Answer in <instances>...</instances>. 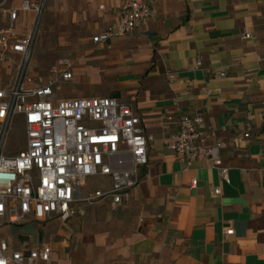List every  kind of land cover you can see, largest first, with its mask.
Segmentation results:
<instances>
[{
	"label": "crops",
	"instance_id": "crops-1",
	"mask_svg": "<svg viewBox=\"0 0 264 264\" xmlns=\"http://www.w3.org/2000/svg\"><path fill=\"white\" fill-rule=\"evenodd\" d=\"M7 1L3 8L18 11V38L31 34L38 15L20 8L37 0ZM50 1L72 9L66 19L93 36L116 21L123 2ZM146 1L152 13L139 35L106 44L108 73H119L116 98L133 106L150 138L139 185L107 226L94 230L85 253L66 250V240L55 249L42 243L51 247L52 264H264V0ZM198 113L204 147L223 144L228 181L203 157L184 172L167 149L178 118ZM30 238L19 235L16 245Z\"/></svg>",
	"mask_w": 264,
	"mask_h": 264
},
{
	"label": "built area",
	"instance_id": "built-area-1",
	"mask_svg": "<svg viewBox=\"0 0 264 264\" xmlns=\"http://www.w3.org/2000/svg\"><path fill=\"white\" fill-rule=\"evenodd\" d=\"M20 10L38 15L40 8L24 1ZM151 13L146 0H123L116 21L90 41L103 47L112 38L132 35ZM17 17L18 11L0 7V62L9 53L20 57L14 84L0 88V229L50 220L65 222L83 213L81 205L98 201L115 207L126 204L139 185V168L147 162L150 141L133 106L115 97L58 99L55 85L72 79L73 62L67 58L53 65L45 82L27 77L25 68L35 31L18 38L14 32ZM196 66L201 67V62ZM167 78L172 80L174 75L167 74ZM16 117L23 121L26 147L16 155H6V140ZM202 124L201 113L181 115L167 149L184 172L203 157L228 181V170L219 158L223 144L205 148ZM94 177L108 183L85 194L82 190ZM195 185L192 180L191 186ZM232 233L228 230L225 235ZM51 252L48 244L27 242L14 247L0 237V264H52Z\"/></svg>",
	"mask_w": 264,
	"mask_h": 264
},
{
	"label": "rangeland",
	"instance_id": "rangeland-1",
	"mask_svg": "<svg viewBox=\"0 0 264 264\" xmlns=\"http://www.w3.org/2000/svg\"><path fill=\"white\" fill-rule=\"evenodd\" d=\"M7 0H0V7H5ZM28 2V1H27ZM38 5L40 11L34 24V39L31 45V56L26 64L25 74L32 79L41 78L43 82L48 80L50 70L61 58H67L73 62V79L69 82H58L55 85L56 97L65 98H94L116 97L120 92L115 83L119 81V73L109 75V52L107 45L102 48L90 44L93 32L87 31L80 24H72L66 17L72 15V9H57L50 0H37L29 2ZM139 31L131 36L137 37ZM7 54L3 62H0V88H9L14 84L17 76L18 56ZM26 147L25 129L20 117H16L10 127L5 144L6 155H16ZM104 179L100 177L90 178L86 187L82 190L89 194L99 189ZM83 213L73 216L65 222L50 220L41 225L28 224L25 226H3L0 229V237L13 240L16 245L19 235H30L31 244L38 242L51 244L52 249L57 243L66 240L68 251H80L85 253V243L90 242L94 230L104 228L110 222L111 214L117 212L119 207L111 206L107 201H98L92 205H81ZM94 210V212H91ZM37 236L39 241L37 240ZM69 236V237H68ZM20 244V243H19ZM17 243L16 247L19 246ZM59 261L62 254L59 253Z\"/></svg>",
	"mask_w": 264,
	"mask_h": 264
},
{
	"label": "trees",
	"instance_id": "trees-1",
	"mask_svg": "<svg viewBox=\"0 0 264 264\" xmlns=\"http://www.w3.org/2000/svg\"><path fill=\"white\" fill-rule=\"evenodd\" d=\"M115 98H116V94H115V96H114Z\"/></svg>",
	"mask_w": 264,
	"mask_h": 264
}]
</instances>
